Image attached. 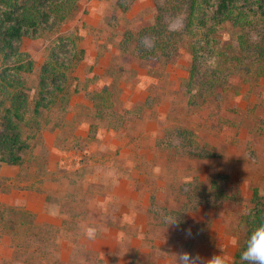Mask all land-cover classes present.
I'll return each instance as SVG.
<instances>
[{"label": "rangeland", "instance_id": "obj_1", "mask_svg": "<svg viewBox=\"0 0 264 264\" xmlns=\"http://www.w3.org/2000/svg\"><path fill=\"white\" fill-rule=\"evenodd\" d=\"M154 16L153 0H78L69 19L50 31L42 30L34 39H22L21 50L30 55L33 68L21 73L28 104L21 132L27 148L15 166L21 178L14 185L44 189L48 201L60 205L70 224L63 230L34 226L32 218L19 210H4L0 264H61L56 256L64 244L70 245L71 254L64 264H96L82 242L84 226L113 219L117 205L111 200L97 203L107 191L105 181L110 176L124 179L148 199L150 253L134 264H154L156 257H167L175 264V253L181 251L201 258L220 253L227 264L232 263L243 240L242 217L252 191H264V71L256 76L253 67L243 63L210 95L187 92L190 54L184 38L175 43L171 57L145 54L152 51V43L137 33L151 25ZM166 22L177 29L180 15ZM74 31L81 37L78 47L85 56L70 74L85 73L91 65L96 69L95 79L109 92L111 108L123 116L113 134L103 130L105 122L93 115L86 97L87 101L72 98L71 106L67 103L64 109L57 101L33 116L38 68L47 48L56 35ZM126 32L132 39L124 43ZM234 33L226 24L219 36L233 46ZM144 102L140 112L132 111ZM83 123L96 125L93 135L84 136ZM177 126L191 131L189 141L170 136ZM51 128L58 129L54 143L46 133ZM204 150L213 156H200ZM216 175L222 176L225 199L213 204L199 195L192 203L186 198V183L200 182L208 188ZM5 184L0 179V186ZM195 203L199 204L192 208ZM184 208L188 209L183 212ZM170 218L176 220L167 225ZM18 220L25 225L14 230ZM8 235L10 246L1 240Z\"/></svg>", "mask_w": 264, "mask_h": 264}, {"label": "trees", "instance_id": "obj_2", "mask_svg": "<svg viewBox=\"0 0 264 264\" xmlns=\"http://www.w3.org/2000/svg\"><path fill=\"white\" fill-rule=\"evenodd\" d=\"M78 0H0V162L10 166L21 163L20 153L27 148L22 138L21 124L25 123L28 111L27 97L21 73L33 68L30 55L21 50L23 38L34 39L42 30H52L58 23L69 19L77 10ZM155 16L151 25L138 31V36L149 38L152 51L145 54L154 57H171L176 53V42L184 38L190 54L186 91L210 95L216 85L223 84L235 67L247 63L256 76L264 71V0H153ZM180 15L181 26L170 29L167 20ZM229 24L235 31L234 45L221 40L219 34ZM132 34L126 32L123 42L131 41ZM137 40V38H136ZM81 37L75 31L60 33L47 48L45 60L38 68V92L34 101L33 116L42 108L55 102L64 109L71 94L82 92L93 105V115L105 122V127L117 130L123 122L122 114L113 110L110 94L105 87L99 91L88 90L95 76L80 82L71 72L82 60L84 50L78 47ZM138 41V40H137ZM139 42V41H138ZM141 43V42H140ZM137 50V45L134 47ZM124 51V50H122ZM237 51V53H234ZM234 53V54H233ZM73 81V88L70 82ZM83 83V84H82ZM81 86L77 88V86ZM64 105V106H63ZM145 102L132 111L140 112ZM123 114L129 110H123ZM36 123V122H35ZM96 125H90L88 136L93 135ZM186 140L192 133L174 127L170 136ZM200 156H213L202 151ZM220 178L216 175L205 187L200 182H188L186 198L198 195L203 202L213 204L225 199ZM199 203L192 204L195 208ZM190 208V207H188ZM188 208H184L185 212ZM264 220V191L253 189L250 206L243 215V240L236 247L231 264H242L240 248L254 225ZM135 260L132 259L131 263ZM96 264H101L96 260ZM151 264V263H149Z\"/></svg>", "mask_w": 264, "mask_h": 264}, {"label": "crops", "instance_id": "obj_3", "mask_svg": "<svg viewBox=\"0 0 264 264\" xmlns=\"http://www.w3.org/2000/svg\"><path fill=\"white\" fill-rule=\"evenodd\" d=\"M85 63L87 64V62ZM88 69L85 73L82 71L74 74V76L80 82H83L86 78L97 75L96 69L92 65ZM98 86L101 89L102 85L98 84L96 80L93 84L88 85L87 89L99 91ZM74 97L77 100L84 99L87 101L82 92L71 94L68 106H71L72 98ZM83 124L84 136H86L92 123ZM50 130V133L48 131L46 133L49 134L48 136L52 138L54 143L57 139L56 137H58V129L51 128ZM103 130L108 135L115 133L112 129L106 127ZM17 172L18 170L15 166L0 162V179L6 183L4 187L3 185L0 186V222L4 219L3 211L11 209L15 211L19 210L20 215L25 214L30 216L34 226L45 224L50 225L56 230H63L68 223L70 224L69 220H67L68 218L64 215L65 212H62L60 205L48 201L46 198L47 194L43 192L44 189L42 191L40 188H29L27 186L21 188L18 185H14L21 178ZM105 182L108 184L106 187L107 191L104 196L97 198V203L101 205L105 201L111 200L117 205V210L113 214V219L105 224L101 223L100 226H96L98 223L96 225H88L86 223L84 226L85 230L89 227H93L95 231L97 230V233L92 238H89L87 235L85 237L84 235L85 239L82 242L85 246L86 254L89 257L100 260L101 264H134L135 261L131 263L132 259L143 261L142 257L144 258L150 253V247L148 246L150 238L147 233L149 227L148 199L145 196L140 197L139 193L130 188L122 178L110 176ZM9 184L10 187H7ZM15 225L14 230H18L19 226L23 229L25 223L22 220H18L15 222ZM126 229H129V231H126ZM127 232L130 233L127 234ZM1 240L10 246L11 235L2 237ZM70 244H72V241ZM161 247L164 246L162 245ZM69 248V244H64L60 247L56 260L61 264L68 263L69 259H71ZM152 262L154 264H171L167 257H156ZM86 263L89 264L88 262Z\"/></svg>", "mask_w": 264, "mask_h": 264}, {"label": "clouds", "instance_id": "obj_4", "mask_svg": "<svg viewBox=\"0 0 264 264\" xmlns=\"http://www.w3.org/2000/svg\"><path fill=\"white\" fill-rule=\"evenodd\" d=\"M176 218H170L169 223L175 222ZM95 229H86V235L92 238ZM240 261L242 264H264V220L252 227L248 232L240 248ZM175 264H227V259L220 253H213L210 257L201 258L199 255H190L186 251L175 253Z\"/></svg>", "mask_w": 264, "mask_h": 264}]
</instances>
